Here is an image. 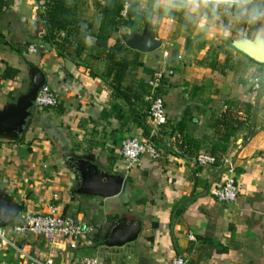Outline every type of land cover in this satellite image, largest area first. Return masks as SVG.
Masks as SVG:
<instances>
[{"label":"crops","instance_id":"1","mask_svg":"<svg viewBox=\"0 0 264 264\" xmlns=\"http://www.w3.org/2000/svg\"><path fill=\"white\" fill-rule=\"evenodd\" d=\"M45 1H0L4 227L51 210L84 220L91 236L55 243V264L84 256L99 264H170L178 255L189 264H264V5L201 0L167 11L164 2L151 0L152 35L118 31L109 39V46L120 40L127 48L122 90L141 94L140 82L152 76L145 69L166 72L167 122L155 139L162 157L145 154L128 166L121 142L147 137V106L116 95L103 58L74 60L45 40L38 14ZM87 1L94 32L100 1ZM135 35L159 44L149 52L131 48L126 40ZM40 44L44 49L29 52ZM43 84L58 96L57 108L35 104ZM200 154L216 162L199 166ZM225 160L235 165L240 187L231 204L212 195L228 178ZM117 226L134 235L112 236ZM8 236L15 247L2 249L7 264L47 248L42 236Z\"/></svg>","mask_w":264,"mask_h":264},{"label":"built area","instance_id":"2","mask_svg":"<svg viewBox=\"0 0 264 264\" xmlns=\"http://www.w3.org/2000/svg\"><path fill=\"white\" fill-rule=\"evenodd\" d=\"M5 1V0H0ZM44 49V45H30L28 50L36 53ZM166 72L156 70L148 81L149 93L146 101L149 103L148 118L150 121V133L145 139L138 137H128L121 142L120 155L128 166H133L142 156L148 154L153 161H158L162 157V149L156 144L155 139L162 131L167 122V110L164 96L161 93L165 87ZM258 81L252 82V90L256 91ZM35 104L42 108H57L59 98L56 93L48 86L43 85L35 98ZM216 159L208 154L197 156L199 166L214 164ZM227 180L212 191L215 200L220 204H231L235 202L240 195V187L236 174L235 165L225 160ZM91 227L84 220L69 215H59L51 210L47 214H29L26 215L22 222L17 225L0 227V264H7L2 260V249L10 246L15 247V243L9 239L12 236H42L45 239L47 248L42 250L35 248L26 253H22V264H55L52 256L53 246L57 242H84L91 236ZM190 239L194 240L192 234ZM70 264H99L98 259L91 256H84ZM170 264H189L183 256H176Z\"/></svg>","mask_w":264,"mask_h":264},{"label":"trees","instance_id":"3","mask_svg":"<svg viewBox=\"0 0 264 264\" xmlns=\"http://www.w3.org/2000/svg\"><path fill=\"white\" fill-rule=\"evenodd\" d=\"M151 0H102L96 2L98 9L95 20V31H91V24L86 18L87 0H46L40 5L38 14L46 28L45 40L52 44L60 54L71 56L74 60L83 55L92 58H103L107 64L106 76L112 77L111 85L116 95L125 103L134 102L147 106L142 93H149L148 81L140 82L141 94L129 88L122 90L121 85L129 63L122 58L127 50L120 40L114 46H109V39L118 31L124 34L145 32L152 35V19L154 8ZM88 37L94 39L89 43ZM147 74L154 71L145 69ZM149 119V118H148ZM224 121H227V119ZM241 126V122H236ZM147 137L150 128L145 130Z\"/></svg>","mask_w":264,"mask_h":264},{"label":"water","instance_id":"4","mask_svg":"<svg viewBox=\"0 0 264 264\" xmlns=\"http://www.w3.org/2000/svg\"><path fill=\"white\" fill-rule=\"evenodd\" d=\"M126 43L131 48H136V46L139 45L141 48H143L147 52L153 51L159 44L158 41H153L151 43L146 42L139 35H135V37L131 40H126ZM251 47L255 48V46H253V45ZM260 58H263V56H261ZM108 184H110V185L112 184V187H115V186L119 187L121 182H113L112 180H108ZM7 221H8L7 216L5 214L0 213V227L6 226ZM121 235L132 237L134 234H133L132 230H125L124 227H122V226L115 227L112 231V236H121Z\"/></svg>","mask_w":264,"mask_h":264},{"label":"rangeland","instance_id":"5","mask_svg":"<svg viewBox=\"0 0 264 264\" xmlns=\"http://www.w3.org/2000/svg\"><path fill=\"white\" fill-rule=\"evenodd\" d=\"M98 1H102V0H98ZM156 1H160V2H164V5L168 6L166 7L167 11L170 10V8H173V5H178V6H185L186 8L189 6H192L193 4L197 3V2H201V0H156ZM207 1V0H206ZM243 1H248V2H259L258 4H263L264 5V0H242L241 2H239L238 4H242ZM213 2H218L220 4H229V3H234V2H226V1H213ZM247 2V4H249ZM152 4V3H151Z\"/></svg>","mask_w":264,"mask_h":264}]
</instances>
